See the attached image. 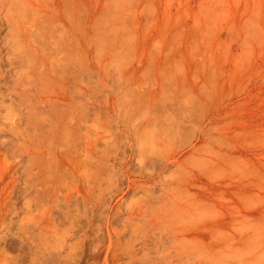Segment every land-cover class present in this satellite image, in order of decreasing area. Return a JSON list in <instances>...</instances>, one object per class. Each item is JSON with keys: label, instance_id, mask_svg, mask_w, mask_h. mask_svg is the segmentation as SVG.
I'll use <instances>...</instances> for the list:
<instances>
[{"label": "rangeland", "instance_id": "obj_1", "mask_svg": "<svg viewBox=\"0 0 264 264\" xmlns=\"http://www.w3.org/2000/svg\"><path fill=\"white\" fill-rule=\"evenodd\" d=\"M133 244L264 264V0H0V264Z\"/></svg>", "mask_w": 264, "mask_h": 264}, {"label": "bare ground", "instance_id": "obj_2", "mask_svg": "<svg viewBox=\"0 0 264 264\" xmlns=\"http://www.w3.org/2000/svg\"><path fill=\"white\" fill-rule=\"evenodd\" d=\"M161 161H162V159H161ZM166 165H167V164H166ZM169 190H170V189H169ZM85 200H86V199H85ZM94 203H95V202H94ZM94 203L91 204L89 207H91V211H92V213H93V211H98L97 213L99 214V216H100V218H101L102 215H103V213H105V210H104L105 208H103V207H105V206H104L105 201H104V203L101 202V201H98V202L95 203V204H94ZM171 203H172V202H171ZM85 204L88 205V201H86ZM167 204H168V203H167ZM173 204H174V203H173ZM173 204H172V205H173ZM105 205H106V203H105ZM122 205H123V204H122ZM122 205H121V206H122ZM121 206L119 207L120 209H122ZM150 206H151V205H150ZM175 207H176V206H175ZM125 208H126V207H125ZM125 208H124V209H125ZM149 208H150V207H149ZM130 209H131V208H130ZM130 209H129V210H130ZM103 210H104V211H103ZM129 210H128V211H129ZM133 210H134V209H133ZM149 210H150V209H149ZM161 210H162V207H161ZM181 210H183V209H181ZM184 210H185V209H184ZM131 211H132V210H130L129 213H130ZM138 211H139V210H138ZM138 211H135V210H134V213H135V215H136L137 217L140 215V213H139ZM147 211H148V210H147ZM152 211H153V210H152ZM170 211H171V210H170ZM178 211H179V210H178ZM117 212H118V211H117ZM119 212H120V211H119ZM121 212H122V211H121ZM137 212L139 213V215H138ZM145 212H146V211H145ZM161 212H162V211H161ZM161 212H160V213H161ZM163 212H164V211H163ZM171 212H172V211H171ZM183 212H184V211H183ZM94 213H95V212H94ZM126 213H127V215H128V212H126ZM134 213L132 212V215H133V216H134ZM136 213H137V214H136ZM147 213H148V212H147ZM147 213H146L145 215H147ZM165 213H167V212H165ZM150 214H151V213H150ZM152 214H154V213H152ZM155 214H156V213H155ZM168 214H169V213H168ZM114 215H115V214H114ZM129 215H130V214H129ZM129 215H128V217H130V218L127 217V218L124 219L123 222H122V223H124V224H123L124 227L122 228V232H125V231L127 230V226H129V224H131V227L133 228V232H132V233H135V232H136V233H135V236L137 235V233H139V234L135 237L136 239H135L134 241H135V243H136V241H137V242H140L139 240H137V238L139 239L138 236L140 235L141 232L143 233L144 230H143V228L141 227L140 224L138 225V223L132 222V221H133V216H132V215L129 216ZM173 215H174V214H173ZM175 215H176V214H175ZM115 216H117L118 218L121 217V219H123L122 216H120L119 214H117V215H115ZM131 216H132V217H131ZM140 216H141V215H140ZM156 217H157V216H156ZM158 217H159V216H158ZM166 217H167V216H166ZM177 217H179V216H177ZM98 218H99V217H98ZM124 218H125V217H124ZM131 218H132V220H131ZM172 218H173V217H172ZM102 219H103V218H102ZM158 219H159V218H158ZM165 219H166V218H164V220H165ZM97 220H98V219H97ZM97 220H96V221H97ZM108 220H110V219H108ZM182 220L184 221V219H182ZM78 221H79V220H78ZM96 221H95V222H96ZM98 221H99V222H98ZM98 221H97L96 224H94V223H95V222H94L93 224L90 225V230L92 231V233H94V234L96 235V238H95V237L93 238L96 242L93 240L92 243H91V244H93V245H96L98 242H99V244H100V241L102 242V239H103V238L101 239V237H102L103 234H105V231H104V230H105L106 228H104V227H106V226L103 225V223L101 222L100 219H99ZM115 221H118V220H115ZM121 221H122V220H121ZM146 221H147V220H146ZM174 221H175V220H174ZM177 221H178V220H177ZM183 221H182V222H183ZM72 222H73V221H72ZM76 222H77V221H76ZM107 222H108V221H107ZM112 222H113V221H112ZM148 222H149V221H148ZM158 222H159V221H158ZM160 222H162V221H160ZM185 222H186V221H185ZM78 223H79V222H78ZM151 223H152V221H151ZM154 223H157V222H154ZM168 223H169V222H168ZM110 224H111V222H110ZM136 224H137L138 226H137ZM148 224H149V223H148ZM169 224H170V223H169ZM171 224H173V223H171ZM119 225H120V224H119ZM143 225H144V224H143ZM139 226H140V228H139L138 230H140V229L142 228V229H141V232L135 231ZM169 226H170V225H169ZM172 226H174V225H172ZM187 226H188V225H187ZM161 227H162V226H161ZM132 228H130L131 231H132ZM147 228H149V227H147ZM156 228H157V227H156ZM151 229H152V228H151ZM161 229H162V228H161ZM186 229H187V228H186ZM124 230H125V231H124ZM142 230H143V231H142ZM157 230H158V229H157ZM182 230H183V229H182ZM69 231H70V230H69ZM80 231H81V230H80ZM146 231H147V230L145 229V233H146ZM159 231H160V230H159ZM183 231H184V230H183ZM122 232H121V231L119 232V230H118V232H116V233H117V240L119 239V241H120V242L117 241V242H118L117 244H119V245H117V246H119V247L123 245V244H122V241H127V240L129 241V238H130V237H129V238H127V239H122V240H120V239L123 237V236H121V238H120V235H123ZM69 233H70V232H69ZM127 233H128V232H127ZM142 233H141V234H142ZM145 233H143L144 235L142 234V236H140V237H142V239L145 238V236H147V235L149 234V233H148V234H145ZM150 233H151V232H150ZM152 233H153V232H152ZM154 233H155V232H154ZM154 233H153V234H154ZM156 233H157V232H156ZM165 233H166V232H165ZM71 234H72V233H71ZM130 234H131V232H130ZM85 235H86V234H85ZM110 235H111V234H109L108 236H110ZM125 236H126V235H125ZM158 236H159V235H158ZM70 237H71V236H70ZM118 237H119V238H118ZM133 237H134V236H132L131 238L133 239ZM147 237H149V236H147ZM151 237H152V236H151ZM162 237H163V236H162ZM110 238H111V237H110ZM142 239H141V240H142ZM146 239H148V238H145V241H146ZM97 240H98V242H97ZM143 240H144V239H143ZM183 240H184V239H183ZM83 241H84V239H83ZM128 241H127V242H123V243H125V246H124V247H127V246L129 245V244H128ZM145 241H144V243H146ZM65 242H66V241H65ZM69 242H70V241H69ZM93 242H94V243H93ZM110 242H111V241H110ZM141 242H142V241H141ZM95 243H96V244H95ZM120 243H121L122 245H121ZM170 243H171V241H170ZM170 243H169V244H170ZM181 243H182V242H181ZM183 243H185V242H183ZM89 244H90V243H89ZM127 244H128V245H127ZM126 245H127V246H126ZM135 245H137V244H133L132 247H131L130 249L127 250V253H125V252H126V251H125L126 249L123 250V251H124V253H123L124 255L129 254V255L133 256V257L130 258L129 260H128V259H127V260H124V258H123V260H124L123 263L127 264L126 261L129 262L131 259L136 258V255H137V254H134V255H133V252H134V251H135L134 253H136V246H135ZM158 245H159V244H158ZM171 245H172V244H171ZM180 245H181V244H180ZM187 245H189V244H187ZM91 246H92V245H90V247H91ZM97 246H98V245H97ZM97 246H92V247L95 248V247H97ZM129 246H130V245H129ZM168 246H169V245H168ZM168 246H167V247H168ZM98 247H99V246H98ZM98 247H97V248H98ZM100 247H101V245H100ZM111 247H113L112 244H111ZM140 247H141V246H140ZM167 247H166V248H167ZM170 247H171V246H170ZM94 248H93V249H94ZM101 248H102V247H101ZM166 248H165V249H166ZM184 248H185V247H184ZM91 249H92V248H91ZM146 249H147V248H146ZM169 249H170V248H169ZM173 249H175V248H173ZM95 250H96V248H95ZM114 250H115V249H114ZM114 250H113V252L116 253ZM120 250H121V251H119V250H118V251L122 253V249H120ZM83 251H84V250L82 249V252H83ZM99 251H100V250H99ZM161 251H162V250H161ZM164 251H165V250H164ZM174 251H175V250H174ZM174 251H173V252H174ZM100 252H101V251H100ZM158 252H159V251H158ZM167 252H168V251H167ZM170 252H172V251H170ZM161 253H162V252H161ZM180 253H181V252H180ZM180 253H179V254H180ZM118 254H119V253H118ZM144 254H145V253H144ZM162 254H163V253H162ZM173 254H174V253H173ZM173 254H172V255H173ZM176 254H177V253H176ZM116 255H117V253H116V254H113V256H115V258L113 257L115 260H117V256H118V255H117V256H116ZM172 255H170V257H171ZM79 256H80V254H79ZM120 256H121V255H120ZM131 256H129V257H131ZM166 256H167V255H166ZM175 256H176V255H175ZM65 257H66V256H65ZM118 257H119V256H118ZM122 257H123V256H122ZM162 257H163V256H162ZM79 258H80V257H79ZM108 258H109V257H108ZM113 258H112V259H113ZM127 258H128V257H127ZM150 258H151V256H150ZM150 258H149V259H150ZM160 258H161V257H160ZM164 258H165V257H164ZM66 259H67V257H66ZM112 259H111V260H112ZM121 259H122V258H121ZM137 259H138V258H137ZM151 259H153V258H151ZM151 259H150V260H151ZM188 259H189V258H188ZM79 260H80V259H79ZM134 260H136V259H134ZM164 260H165V259H164ZM189 260H190V259H189ZM93 261H96V260H93ZM93 261H92V262H93ZM97 261H98V260H97ZM131 261H133V260H131ZM131 261L129 262L130 264L132 263ZM136 261H137V260H136ZM168 261H169V260H168ZM172 261H173V260H172ZM98 262H99V261H98ZM114 262H115V261H114ZM114 262L112 261V263H114ZM133 262H134V261H133ZM89 263H90V262H89ZM93 263H95V262H93ZM103 263H104V262H103ZM115 263H116V262H115ZM117 263H118V261H117ZM121 263H122V262H121ZM129 263H128V264H129ZM138 263H139V261H138ZM138 263H137V264H138ZM176 263H177V261H176ZM176 263H175V264H176ZM186 263H187V262H186ZM90 264H91V263H90ZM99 264H100V263H99ZM118 264H119V263H118ZM132 264H136V263H132ZM144 264H145V263H144ZM153 264H154V263H153Z\"/></svg>", "mask_w": 264, "mask_h": 264}]
</instances>
